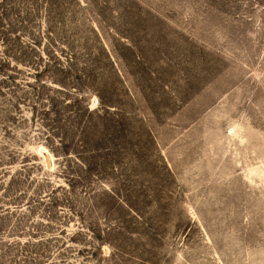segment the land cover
<instances>
[{
	"label": "rangeland",
	"instance_id": "rangeland-1",
	"mask_svg": "<svg viewBox=\"0 0 264 264\" xmlns=\"http://www.w3.org/2000/svg\"><path fill=\"white\" fill-rule=\"evenodd\" d=\"M1 6L0 264H264V0Z\"/></svg>",
	"mask_w": 264,
	"mask_h": 264
},
{
	"label": "trees",
	"instance_id": "trees-1",
	"mask_svg": "<svg viewBox=\"0 0 264 264\" xmlns=\"http://www.w3.org/2000/svg\"><path fill=\"white\" fill-rule=\"evenodd\" d=\"M0 10H1L0 16L4 15L6 10H4L3 6L0 7ZM4 36H5V34H3V33L0 34L1 41H4ZM8 53H10L9 50L2 52V54L0 55V75L3 76L1 81H3V79L9 78V76L5 73L8 70L6 68L8 65V60H7L8 56H9ZM0 88H1V86H0Z\"/></svg>",
	"mask_w": 264,
	"mask_h": 264
},
{
	"label": "bare ground",
	"instance_id": "bare-ground-1",
	"mask_svg": "<svg viewBox=\"0 0 264 264\" xmlns=\"http://www.w3.org/2000/svg\"><path fill=\"white\" fill-rule=\"evenodd\" d=\"M95 100V99H94ZM45 151V150H44ZM45 153V152H44ZM52 164V163H51Z\"/></svg>",
	"mask_w": 264,
	"mask_h": 264
}]
</instances>
